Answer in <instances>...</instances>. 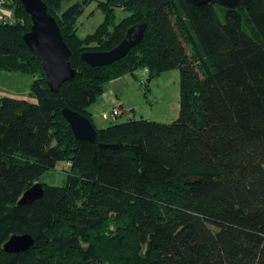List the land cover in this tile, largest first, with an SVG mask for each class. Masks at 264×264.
Returning <instances> with one entry per match:
<instances>
[{"label": "trees", "instance_id": "1", "mask_svg": "<svg viewBox=\"0 0 264 264\" xmlns=\"http://www.w3.org/2000/svg\"><path fill=\"white\" fill-rule=\"evenodd\" d=\"M43 1L76 73L53 92L23 39L29 14L19 0H0L14 16L0 19V70L34 76L31 99L0 95V264H264V0H96L103 21L83 37L77 20L94 0ZM238 6L262 41L243 30ZM117 8L126 12L119 20ZM141 22L142 41L122 59L95 67L81 58L115 47ZM175 68V120L129 110L95 126L90 106L107 82ZM64 107L92 121L95 142L74 136ZM59 161L69 167L65 184L41 182ZM36 182L42 197L19 205ZM24 233L30 249H3Z\"/></svg>", "mask_w": 264, "mask_h": 264}, {"label": "water", "instance_id": "2", "mask_svg": "<svg viewBox=\"0 0 264 264\" xmlns=\"http://www.w3.org/2000/svg\"><path fill=\"white\" fill-rule=\"evenodd\" d=\"M31 19V26L23 34V39L29 49L41 61L48 87L53 92H58L61 85L71 79L76 70L72 67L69 57L71 50L65 42L61 29L50 13L43 0H19ZM193 5H201L213 0H186ZM222 5L233 7L239 0H216ZM147 23L141 22L130 26L115 47L107 51L87 50L81 53V58L92 66H107L125 57L133 47L143 39ZM62 115L70 124L74 136L82 141L95 142L96 128L92 121L70 108L64 107ZM102 148L115 147L114 144H99ZM44 186L36 182L24 191L19 205H31L42 197ZM34 244V238L30 234H13L3 245V249L9 253L27 251Z\"/></svg>", "mask_w": 264, "mask_h": 264}, {"label": "rangeland", "instance_id": "3", "mask_svg": "<svg viewBox=\"0 0 264 264\" xmlns=\"http://www.w3.org/2000/svg\"><path fill=\"white\" fill-rule=\"evenodd\" d=\"M68 4L69 3L66 2L64 6L66 7ZM215 8L219 17L223 19L224 7L221 4L216 3ZM237 8H240L243 14V30L253 38L262 41L263 38L253 30V26L246 10L242 6H238ZM116 11L118 20L126 15V12L121 8H117ZM103 18V13L97 9V1H92L84 8L83 13L77 20L78 35L83 37L86 34L91 33L103 21ZM0 19L14 20L12 10L1 4ZM1 75L4 77L7 75V77L4 78L1 77ZM17 77L20 79H17ZM33 79L34 76L28 73L0 71V85H7V87H11L13 90H18L19 92H28ZM146 83L148 84V89L145 86ZM104 91H106V93L111 92L113 96L117 95L118 98L124 102L125 108L132 110L135 118L143 117L149 120L168 123L172 122L179 116L180 71L177 68L161 72L149 81L146 70H138L135 75L126 73L107 82ZM115 98L118 99L117 97ZM27 99H31V97L28 96ZM99 100H97L98 102L92 106V108L96 107L94 114L99 115L96 119L97 124H99L98 119L99 121L103 120L102 111L107 108V105L102 107ZM121 120H123V116H119L116 119H105L103 121L110 124L111 122H118ZM65 169H69V167L66 166V162L59 161L54 169H49L41 175L40 181L48 185H63L66 182Z\"/></svg>", "mask_w": 264, "mask_h": 264}, {"label": "crops", "instance_id": "4", "mask_svg": "<svg viewBox=\"0 0 264 264\" xmlns=\"http://www.w3.org/2000/svg\"><path fill=\"white\" fill-rule=\"evenodd\" d=\"M0 71H2V70H0ZM3 71L4 72H8V70H3ZM9 72L14 73L16 71H9ZM17 72H19V71H17ZM1 77H4V76L1 75ZM6 77H7V75H6ZM6 77H4V78H6ZM18 78L19 77H17V79ZM29 92H30V89H28V92H26V91L19 92L18 90H13L11 87H7V85H0V95H9V96L17 97V98H27L29 96ZM115 97L118 98L117 95L113 96L111 94V92L106 93V91H103V93L98 97L97 100L100 99L99 100V103L102 104V107H104V106L107 105L106 110H103L102 111V118H103V120L110 119V118H114L115 119V117H113L111 115V113H110L111 110H112V108L115 105V99H116ZM97 100L93 104H95L96 102H98ZM118 100L121 102V109H122V111H124V113L127 112V111H129V110H131V109H126L125 106H124V102H122L119 98H118ZM93 104L90 106V112H91L92 121L95 124V126L97 128H102V127H105V126L109 125L107 122H105L103 120L102 121H99V119H98L99 124H97L96 119H97V116H99V115L94 114V112L96 111V107L95 108L94 107L92 108ZM131 112H132V110H131ZM124 113H122L121 115L123 116V118H126V114H124ZM132 114H133V117H135L133 112H132Z\"/></svg>", "mask_w": 264, "mask_h": 264}, {"label": "built area", "instance_id": "5", "mask_svg": "<svg viewBox=\"0 0 264 264\" xmlns=\"http://www.w3.org/2000/svg\"><path fill=\"white\" fill-rule=\"evenodd\" d=\"M120 105H121L120 101L118 99H115V105L111 110L112 116L115 117L116 115H119L120 113H122V110L120 109Z\"/></svg>", "mask_w": 264, "mask_h": 264}]
</instances>
